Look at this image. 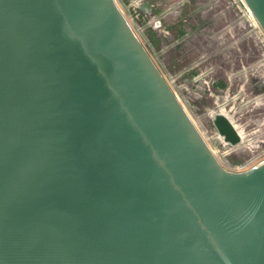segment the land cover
<instances>
[{
	"label": "water",
	"instance_id": "95a60500",
	"mask_svg": "<svg viewBox=\"0 0 264 264\" xmlns=\"http://www.w3.org/2000/svg\"><path fill=\"white\" fill-rule=\"evenodd\" d=\"M0 264H264V160L220 164L116 0H0Z\"/></svg>",
	"mask_w": 264,
	"mask_h": 264
},
{
	"label": "rangeland",
	"instance_id": "374dc122",
	"mask_svg": "<svg viewBox=\"0 0 264 264\" xmlns=\"http://www.w3.org/2000/svg\"><path fill=\"white\" fill-rule=\"evenodd\" d=\"M152 1L156 4V15L158 13L164 15L160 14L162 16L160 20L163 22L162 27L164 31V36L161 37L162 51L160 55L156 53V50L151 48L146 40L148 39L146 32H149V29L153 28L152 26L154 25L152 17L147 18L145 16L146 19L142 21L139 16L137 19L134 18L131 23L133 24L135 33L148 49L165 79L172 85L174 93L178 96V99L196 127L207 138L209 145L222 161L229 160L232 162L231 160H233V163L234 161L235 163L246 162L260 154V151L257 152L254 149V141L256 138H263L264 136V88H238L236 83L242 82L243 80L241 79L245 78L242 75L239 77L238 74H233L241 69L242 65L245 66L244 70L248 74V69L246 68L253 61L252 57L254 56V58L258 59L259 53H261L259 41H246L243 39L236 42L232 41L236 37V35L232 37L230 33L236 29V25L231 28L232 24L238 18L246 21L249 20L248 15L252 17L248 8L244 6L242 0ZM116 2L129 15L127 0H116ZM124 2H126V5H124ZM200 3L203 4L200 8H197ZM195 9L198 11L197 14ZM192 24L199 25L196 32H190L178 46H170L173 39L180 35L179 31L183 28L188 29ZM257 28L259 33L263 34L259 26ZM143 29L146 30L145 33H143ZM215 37L218 40L223 39L226 43L237 44L236 46L240 48L241 58L235 56L233 51H230V58L219 55L210 58L208 64L199 65L192 74L189 73L180 77L176 76L180 71L201 60L205 56V54L203 55L205 51L203 47L206 46L209 40L211 41V38L214 39L211 41V44H216ZM251 45L254 49L252 48L249 51ZM249 52L250 54L248 55L247 53ZM211 64L217 67V71L212 74L208 72V66ZM175 77L177 79L172 81ZM228 79H230L231 84L229 88H206V83H210L213 80H220L219 83H223L224 85L227 83L228 86ZM220 101L226 104V106H222L221 108ZM222 110L232 117L233 121L235 120L234 123L236 125L241 126L243 136H241L236 149L230 150L228 146H225L211 126L210 114ZM238 114L243 116L244 124L238 120L236 121V117L239 116ZM260 122H262V125H260ZM255 126L259 128L258 131H252ZM260 133L263 135L262 137L256 136V134Z\"/></svg>",
	"mask_w": 264,
	"mask_h": 264
},
{
	"label": "flooded vegetation",
	"instance_id": "af4514ba",
	"mask_svg": "<svg viewBox=\"0 0 264 264\" xmlns=\"http://www.w3.org/2000/svg\"><path fill=\"white\" fill-rule=\"evenodd\" d=\"M217 37H215V43L216 44H211V41L214 40L213 38H211V41L209 40V42L206 44L205 47H203V49H205V51L203 52V55L205 54L204 57H202L201 60L195 62L194 64L190 65L189 67L191 66H195L192 70V72H190L191 74L197 69V67L201 64H208L209 63V59L210 58H214L216 56H224L225 58H230V51H233L234 55L235 56H239L241 58V55H240V48L236 45H234L233 43H226L223 39L221 40H218L216 39ZM224 41V42H222ZM217 46V47H216ZM230 47V48H229ZM253 46L251 45V48L249 47V51L252 50ZM229 49V50H228ZM254 49V48H253ZM228 50V51H226ZM237 52H236V51ZM257 52V51H255ZM248 55L250 54L247 53ZM247 55V56H248ZM256 56V55H255ZM253 61L250 62V64L247 66L246 69H248V74L245 72V66H241V69H239L238 71L234 72L233 74H238L239 77L240 75H242L245 79H241L243 80L242 82L240 83H236L237 87L238 88H264V60L262 58V54L259 53V57L258 59L257 58H254V56L252 57ZM187 67V68H189ZM187 68H185L183 71H185ZM232 70V69H231ZM260 70V72L258 73V71ZM183 71H180L178 75L176 76H179ZM215 71H217V67L216 65H209L208 66V72L209 73H214ZM243 73V74H242ZM257 74H259V76H257ZM195 77V76H193ZM211 78V77H210ZM230 79H228L229 81ZM216 82V83H215ZM220 80L218 81H210V83H206V88H229V86L231 85L230 84V81L228 82V86H227V83H225V85L223 83H219ZM223 85V86H222ZM220 90V89H219ZM219 98V97H218ZM220 100H222V98H220ZM221 103V106H225L226 104H224L222 101H220ZM220 112V111H218ZM212 113H216V112H212ZM224 114V113H223ZM225 115V114H224ZM239 115V114H238ZM211 114H210V118H211ZM226 116V115H225ZM227 117V116H226ZM228 118V117H227ZM263 119H264V116H263ZM211 120V126L215 132V134L218 136V138L222 141V143L225 145V146H228V148H230V150L232 149H236V146L237 144L240 142H238L236 145H231L230 143L224 141V139L218 134V131L216 130V128L213 126L212 124V118L210 119ZM233 120V119H232ZM239 121L241 123H243V116H238L236 117V121ZM235 121V120H234ZM231 122V121H230ZM244 124V123H243ZM233 125V124H232ZM260 125H262V122H260ZM234 126V125H233ZM253 127V126H252ZM235 128V127H234ZM252 129V128H251ZM236 130V128H235ZM255 130H259V128L257 126H255L252 131H255ZM264 130V129H263ZM237 131V130H236ZM238 132V131H237ZM239 134V133H238ZM256 136H260L262 137L263 135L260 134H256ZM241 138V137H240ZM255 142V151H261L264 149V136L263 138H256V140L254 141ZM230 153V152H229ZM231 164H242L244 162H236L234 161V163L230 162Z\"/></svg>",
	"mask_w": 264,
	"mask_h": 264
},
{
	"label": "built area",
	"instance_id": "2783aa9c",
	"mask_svg": "<svg viewBox=\"0 0 264 264\" xmlns=\"http://www.w3.org/2000/svg\"><path fill=\"white\" fill-rule=\"evenodd\" d=\"M144 0H127V7L129 10V15L126 13V11H123L121 8V11L123 12V14L125 15L126 19L128 20V22L130 23V25L132 26L133 30V24L131 23L133 21V19H137L140 16V6L143 3ZM243 1V0H242ZM244 3V1H243ZM119 6V5H118ZM244 6H246V4L244 3ZM247 7V6H246ZM245 7V9H246ZM248 8V7H247ZM250 11V10H249ZM251 13V12H250ZM252 17H249V20H240L238 18V20H236L233 24L232 27L234 25H236V29L233 30L231 33V36L233 37L234 35H236V37H234L232 39L233 42H236L240 39L246 40V41H259V48H261V54H262V58L264 60V32L261 29V27L259 26L258 22L256 21V19L253 17V15L251 14ZM257 26H259V28L261 29L260 31L263 33H259V30L257 28ZM135 31V30H134ZM262 40H261V39ZM259 39V40H258ZM237 45V44H236ZM257 45V44H255ZM177 78H173L172 81H175ZM168 82V80H167ZM169 83V82H168ZM169 85L172 88V85L169 83ZM177 96V95H176ZM178 97V96H177ZM235 127V126H234ZM236 128V127H235ZM199 130V129H198ZM237 130V128H236ZM202 137L204 138V140L206 141V143L208 144V146L210 147L212 153L214 154V156L218 159V161L220 162V164L227 170L229 171H234V172H240V171H244L247 170L249 168H251L252 166L256 165L257 163L261 162L262 160H264V150L260 151L261 155L258 154L257 156H255L254 158L242 163V164H231L229 160H221L218 155L216 154L215 151H213V149L211 148V146L208 143V140L206 137H204V135L202 134V132H200ZM241 137V136H240ZM262 156V157H261Z\"/></svg>",
	"mask_w": 264,
	"mask_h": 264
},
{
	"label": "crops",
	"instance_id": "0c3cea01",
	"mask_svg": "<svg viewBox=\"0 0 264 264\" xmlns=\"http://www.w3.org/2000/svg\"><path fill=\"white\" fill-rule=\"evenodd\" d=\"M144 4L141 8H140V19L143 21L145 20V16L148 17H152L153 21H154V25L152 26L153 28H150L149 32H146V36L148 39L147 42L150 44L151 48L153 50H156V53L160 55V52L162 51V46H161V37H163V27L162 24L163 22L160 20L162 19V16H164L162 13H158V15H156V10H155V2H153L152 0H144L143 3ZM141 4V5H142ZM203 4V3H202ZM201 3L197 6V8L202 5ZM180 7V6H179ZM182 8V7H181ZM196 14L198 13L197 9H195ZM162 16H161V15ZM144 27V26H143ZM199 25H190L189 28H183L181 29V31H179V34L177 37H175L173 39V42H171L170 46H178V44H180V42L183 41L184 38H186L190 32L191 33H195L196 30L198 29ZM145 29H143V33H145ZM156 45V46H155Z\"/></svg>",
	"mask_w": 264,
	"mask_h": 264
},
{
	"label": "bare ground",
	"instance_id": "6f19581e",
	"mask_svg": "<svg viewBox=\"0 0 264 264\" xmlns=\"http://www.w3.org/2000/svg\"><path fill=\"white\" fill-rule=\"evenodd\" d=\"M248 11H249V9H248ZM249 13H250V11H249ZM251 14V13H250ZM226 106V105H225ZM221 108H222V106H220ZM221 113H224L227 117H228V119L231 121V123L237 128V131H238V133H239V135L240 136H243V133H242V129H241V126H238V125H236L235 123H234V121L231 119L232 117H230L227 113H225L223 110L222 111H220ZM213 113H211V115H212ZM249 140V139H248ZM244 144V143H243Z\"/></svg>",
	"mask_w": 264,
	"mask_h": 264
},
{
	"label": "trees",
	"instance_id": "16d2710c",
	"mask_svg": "<svg viewBox=\"0 0 264 264\" xmlns=\"http://www.w3.org/2000/svg\"><path fill=\"white\" fill-rule=\"evenodd\" d=\"M124 5H126V2H124Z\"/></svg>",
	"mask_w": 264,
	"mask_h": 264
}]
</instances>
